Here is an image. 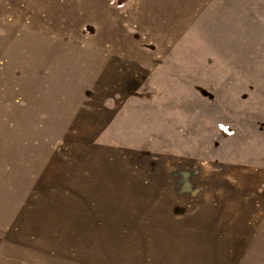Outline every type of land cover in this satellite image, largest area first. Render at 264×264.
<instances>
[{"label":"rangeland","instance_id":"obj_1","mask_svg":"<svg viewBox=\"0 0 264 264\" xmlns=\"http://www.w3.org/2000/svg\"><path fill=\"white\" fill-rule=\"evenodd\" d=\"M0 264H264V0H0Z\"/></svg>","mask_w":264,"mask_h":264}]
</instances>
